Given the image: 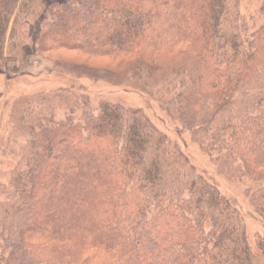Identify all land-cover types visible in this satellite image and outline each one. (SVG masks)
I'll return each instance as SVG.
<instances>
[{
	"label": "trees",
	"instance_id": "16d2710c",
	"mask_svg": "<svg viewBox=\"0 0 264 264\" xmlns=\"http://www.w3.org/2000/svg\"><path fill=\"white\" fill-rule=\"evenodd\" d=\"M28 15L55 71L170 87L168 114L258 183L264 220V24L234 32L228 0H0V68L10 23ZM77 97L63 119L35 113L28 127L29 165L0 206L2 264L250 263L238 211L141 109ZM257 250L264 259V237Z\"/></svg>",
	"mask_w": 264,
	"mask_h": 264
},
{
	"label": "rangeland",
	"instance_id": "374dc122",
	"mask_svg": "<svg viewBox=\"0 0 264 264\" xmlns=\"http://www.w3.org/2000/svg\"><path fill=\"white\" fill-rule=\"evenodd\" d=\"M262 3L263 0H228L226 24L234 23V32L245 30L249 33L255 30L264 24V16L259 12ZM32 21L33 15L12 20L4 46L6 59L0 68V206L10 199V183L15 174L29 165L28 158L36 132L29 131L28 127L31 129L35 124V113L47 115L52 112L55 120L63 119L67 114L66 103L83 94L88 97L94 110L101 102L141 109L147 119L167 137L172 152L184 156L197 173L217 187L238 211L252 254L249 264H264L257 250L258 240L264 237V220L253 207L257 204L256 200L251 199V193L258 188V183L241 177L236 165L224 159L222 152H204L189 132L181 130L166 110L173 90L160 87L140 92L128 86L59 73L53 69L52 61L38 54L31 44L28 37L34 32ZM258 79L264 82V73ZM78 114L77 111L73 115L74 119H78ZM223 120L226 117L220 116V121ZM201 139L200 134L196 141ZM203 144L206 145V142ZM224 161H227L226 164H222ZM181 165L183 162L179 159L178 166ZM40 223V227H46L44 220Z\"/></svg>",
	"mask_w": 264,
	"mask_h": 264
}]
</instances>
